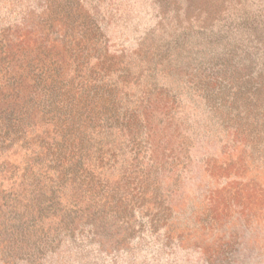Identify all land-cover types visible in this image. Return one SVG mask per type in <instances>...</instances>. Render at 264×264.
<instances>
[{"label":"rangeland","instance_id":"rangeland-1","mask_svg":"<svg viewBox=\"0 0 264 264\" xmlns=\"http://www.w3.org/2000/svg\"><path fill=\"white\" fill-rule=\"evenodd\" d=\"M17 118L114 153L71 211ZM0 264H264V0H0Z\"/></svg>","mask_w":264,"mask_h":264},{"label":"trees","instance_id":"trees-1","mask_svg":"<svg viewBox=\"0 0 264 264\" xmlns=\"http://www.w3.org/2000/svg\"><path fill=\"white\" fill-rule=\"evenodd\" d=\"M22 119L17 118L14 120L18 124L16 127L14 125L11 126L10 136L12 137H10L11 141L9 143H22L23 146H30L29 148L32 147L35 150L31 151L33 158H30V160L25 159L21 168L13 166L12 169H9L11 170L10 178L13 174H18L19 172V183L35 186V190L26 191L25 195L27 197L25 199L26 201H36L34 206H27H29L28 210L38 214L40 218L56 216L61 210L71 211L58 206L60 195L51 190L49 193L42 191L39 185L67 182L80 184L99 182L101 180H99L100 177L97 175V170L102 167L111 166L110 161L114 158V153L110 149H105L102 143H100L101 140L98 141L100 146H94L96 150H92L91 154L89 152L82 154L73 153V148L77 152H80V150L75 148L76 144L72 137L65 135L60 139V137L56 136L55 131L51 137L49 134L43 137L39 135L30 136L31 132L27 134L25 128V126H28V123L22 122ZM83 142L84 140L81 139V145ZM66 143L68 145H64ZM36 149L40 150L36 151ZM85 149L89 151L87 147ZM60 158L63 160V163L59 162ZM36 187L39 188L36 189Z\"/></svg>","mask_w":264,"mask_h":264}]
</instances>
